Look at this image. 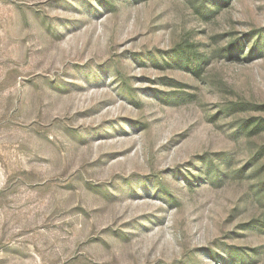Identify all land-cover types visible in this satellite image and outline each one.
Instances as JSON below:
<instances>
[{"label":"rangeland","instance_id":"374dc122","mask_svg":"<svg viewBox=\"0 0 264 264\" xmlns=\"http://www.w3.org/2000/svg\"><path fill=\"white\" fill-rule=\"evenodd\" d=\"M0 264H264V0H0Z\"/></svg>","mask_w":264,"mask_h":264},{"label":"trees","instance_id":"16d2710c","mask_svg":"<svg viewBox=\"0 0 264 264\" xmlns=\"http://www.w3.org/2000/svg\"><path fill=\"white\" fill-rule=\"evenodd\" d=\"M184 55H186L185 52H184V54H182V56L185 58V59H184V63H186L187 65H188V64H191L192 67H193V70H196V69L199 68V66H198V64H197L198 62H197L196 59H189V58L185 57ZM262 126H263L262 123H258L257 126H256V128H261Z\"/></svg>","mask_w":264,"mask_h":264}]
</instances>
